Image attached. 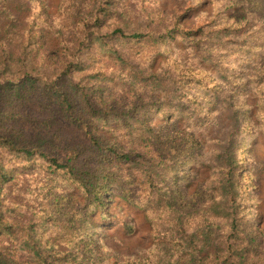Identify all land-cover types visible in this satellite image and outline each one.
<instances>
[{
    "label": "trees",
    "instance_id": "1",
    "mask_svg": "<svg viewBox=\"0 0 264 264\" xmlns=\"http://www.w3.org/2000/svg\"><path fill=\"white\" fill-rule=\"evenodd\" d=\"M213 1L215 17L207 32L185 27L181 16L170 13L162 31L125 25L103 34L102 17L112 1L99 0L94 15L80 16L70 46L55 59L52 50L40 59L41 47L50 42L47 28L56 26L44 1L0 0V95L11 104L27 96L33 101L28 115L0 110V264H118L94 238L90 218L95 210L105 216L116 196L142 211L151 225L157 264H264V230L253 229L245 214L255 195L247 182L254 164L245 157V145L264 136V0ZM37 3L41 10L31 11ZM43 19L47 25L39 22ZM104 36L107 49L124 43L130 56L150 62L173 37L191 47L186 55L166 56L167 68L144 76L148 68L116 50L108 75L95 47ZM233 60H243L249 72L232 76ZM18 62L20 74L13 76L8 67ZM159 84L170 99L157 98ZM147 85L153 87L143 96L140 89ZM193 105L198 126L215 127L226 111L239 127L224 136L223 146L216 136L213 148L205 149L195 134L177 131L175 122L156 137L143 118L157 106L155 114L174 120L178 112L186 121L193 118L188 115ZM61 121L69 133L57 127ZM198 164L208 169L200 179V167L192 170ZM33 169L46 175L52 198L28 225L18 227L4 212L5 184L19 170ZM56 183H69L78 194L59 191ZM124 228L134 233L130 220ZM21 248L33 255L22 259Z\"/></svg>",
    "mask_w": 264,
    "mask_h": 264
},
{
    "label": "rangeland",
    "instance_id": "2",
    "mask_svg": "<svg viewBox=\"0 0 264 264\" xmlns=\"http://www.w3.org/2000/svg\"><path fill=\"white\" fill-rule=\"evenodd\" d=\"M44 7L48 10V17L52 16L54 18L55 27H48V37L50 42L47 40V47H41V50L45 53L41 55L40 59L43 58L45 54H49V51L52 50V57L55 59L58 55V51L63 48V46H70V42L75 39L76 33L79 30L78 20L80 16H85L84 19H88L94 15L98 1L99 0H43ZM109 13L106 16L103 15V29L102 33L107 32L111 33L112 29L116 26H125L134 29H154L155 31H162L166 28V25L169 21L168 14H173L176 16H181L183 25L187 28H193L195 30L206 31L212 27V21L215 17V4L213 0H110ZM16 6L19 4L14 2ZM31 5V11H40L41 5L39 3ZM28 10H25L24 15L28 16ZM81 13V15H80ZM262 13V12H261ZM161 16L164 19H161ZM219 19V18H218ZM216 20L217 22L220 21ZM264 20V17H262ZM47 25L46 21L43 19L39 21ZM264 23V22H263ZM77 28V29H76ZM130 29V30H131ZM201 38H206L205 33H200ZM104 40L97 39L95 43L96 52L101 59L99 64L102 68V72L110 74L111 68V59H117L116 50L124 54L129 62H132L136 66H142L148 68L140 74L144 76L149 71H159L158 69L164 67L167 68L165 61H169L170 58H165L170 54H175L181 52L182 55H186L191 47L189 41L181 39V36L176 38L173 37L172 40L168 41V44L165 45V48L159 52L155 59H149L143 61L139 57H132L124 50V43L116 45V49L111 50L106 41L109 40L108 36H104ZM237 36L234 37V39ZM225 40H229L225 38ZM232 41V39H230ZM228 48V47H227ZM241 50V49H240ZM264 52V48L260 49V52ZM34 53V51H33ZM112 57V58H111ZM37 58V59H36ZM35 59L38 60V66L42 69H47L46 65H42L39 61V57ZM90 56L87 55L85 60L82 61L86 64ZM18 60L21 61V59ZM225 65H228L225 61V58L222 60ZM21 62H18L14 66H9V73L12 72V75L19 76L20 71L17 72V65ZM93 65L97 62L92 60ZM235 69L231 70L230 73L232 76L241 72L243 69L246 70V73L249 72V66L243 68L244 61H235L231 63ZM1 67V64H0ZM248 69V70H247ZM89 70L85 69V74L90 73ZM245 73V72H244ZM243 73V74H244ZM245 73V74H246ZM242 74V75H243ZM11 75V76H12ZM241 75V77H242ZM247 75V74H246ZM245 75V76H246ZM12 76V78H14ZM244 76V75H243ZM118 77H120L118 75ZM80 76L77 74L75 80H79ZM83 79V77H82ZM168 79L163 80V84L166 85ZM153 85H147L140 89L141 92H145L143 96L147 95V92L152 89ZM157 91V98H169L168 88H163L161 92L160 84L156 85L154 88ZM20 98L19 103H12L6 101L2 95H0V110L6 109L5 114H11L19 112L23 115L30 114L29 111L33 109V101L27 96ZM170 99V98H169ZM166 100V99H161ZM171 105L167 107L165 112H169ZM157 106H154L149 109V115L144 116L147 118V122L153 126V132L157 134L162 132L165 129L169 128V124L173 122L177 123V131L181 132L183 135L185 132L189 135L195 134L197 139L203 144L205 149L213 148V141L216 140V143L224 145V136L228 133L236 131L239 126L231 121V113L226 111H221L220 117L217 118L216 126H211L202 124L200 126L196 123V111L194 105L192 108H189L190 113L188 115H193V118H188L186 121H180L181 118L179 113L176 112L173 119L170 120L169 117L164 115L155 114ZM173 112V111H172ZM59 118V117H58ZM172 121V122H170ZM62 126L64 133H69L70 129L63 125L61 121L60 124H57V127ZM220 132V133H219ZM216 136H219L215 139ZM242 136L240 135L239 138ZM222 141H218L220 139ZM215 139V140H214ZM246 154L245 157L249 158L254 164L252 169V175L247 179L249 182L251 192H254L255 195L252 197L254 206L251 207L250 213L246 212V218L250 219L253 229L264 230V136L258 134L253 140H249L245 145ZM223 148V147H221ZM211 153V152H210ZM210 157V156H209ZM201 164V163H200ZM193 166L194 168H199L202 172L198 175L199 179L205 177L208 172L205 168V165ZM37 169V168H36ZM19 175L16 176V179L12 182L5 184L6 186V197H5V206L4 212L6 216L9 217L11 221L18 225L29 224L34 219V214H39L40 209L45 207L48 203V200L52 198L51 193L48 191V184L44 179L46 176L44 173H40L38 170L33 169L30 172H23L19 170ZM56 188L59 191L70 192L78 194V188L71 186L69 183L61 185L56 183ZM63 191V192H64ZM50 193V194H49ZM105 216L102 215L100 210H95L90 213L92 232L96 241L102 246L103 251L109 253L112 256V260H116L118 264H157V256H160V252L157 254L153 253L150 248L153 245V230L151 225L147 222L142 211L131 209L127 203L116 196L112 199L109 205L106 208ZM130 220L134 227V233H127L124 228V221ZM19 227V225H18ZM6 240H9L7 237ZM25 248V247H23ZM21 252L19 256L22 259H25L27 256H30L28 252ZM28 249V248H27ZM33 255V254H32ZM33 257V256H32ZM163 263H170V261H161ZM177 264H180L177 261Z\"/></svg>",
    "mask_w": 264,
    "mask_h": 264
}]
</instances>
